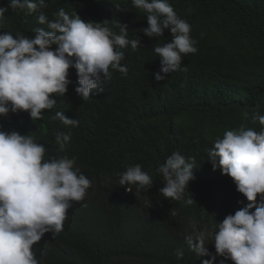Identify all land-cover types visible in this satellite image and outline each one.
<instances>
[{
	"label": "trees",
	"instance_id": "trees-1",
	"mask_svg": "<svg viewBox=\"0 0 264 264\" xmlns=\"http://www.w3.org/2000/svg\"><path fill=\"white\" fill-rule=\"evenodd\" d=\"M45 2L42 11L49 19L63 8L86 22L108 20L117 34L113 25L119 20L127 24L129 39L140 40V47L122 49L127 76L110 69L112 78L103 81L104 91L94 90L88 100L76 94L77 74L71 68L67 93L56 97V106L44 110L42 119L32 121L25 111L0 116V130L44 144L45 159L75 158V167L92 181L89 202L67 214L63 231L46 233L33 246L37 259L49 241L42 264H201L210 257H197L184 237L212 231L249 203L231 177L213 170L208 154L228 130H261L252 117L264 115V0H169L192 26L198 51L184 56L187 72L167 74L159 82L154 74L161 63L153 48L170 42L171 33L147 37L142 31L148 26L146 13L131 0ZM8 3L0 0V7ZM37 14L9 8L0 32L31 38ZM57 111L76 118L79 125H64L55 118ZM57 132L70 136L63 149L56 142ZM173 152L195 158V179L185 193L186 199L192 196L191 205L160 195L164 184L157 169ZM136 164L153 179L147 191L127 186L128 192L119 185L120 174ZM257 202L264 203L259 196ZM207 247L215 255L214 245ZM179 248L184 257L178 261Z\"/></svg>",
	"mask_w": 264,
	"mask_h": 264
},
{
	"label": "clouds",
	"instance_id": "clouds-1",
	"mask_svg": "<svg viewBox=\"0 0 264 264\" xmlns=\"http://www.w3.org/2000/svg\"><path fill=\"white\" fill-rule=\"evenodd\" d=\"M131 3L146 13L148 26L142 31L147 37H163L165 30L172 36L170 42L153 48L161 63L155 81L174 72H187V67H182L184 56L198 51L190 23L176 13L169 0ZM46 7L45 0H9L7 6L0 7V20L9 8L26 15L38 13L31 38L0 32V116L25 111L32 121L42 119L44 110L56 106V97L67 93L71 68L77 74L76 94L88 100L94 90L104 91L103 81L112 78L111 70L127 76L128 67L121 63L125 59L122 49L131 46L135 51L140 47V40L129 39L127 24L119 20L113 25L119 29L117 34L107 26L108 20L86 22L63 8L56 18L49 19L42 11ZM114 8L121 11L119 4ZM55 118L66 126L79 125L76 118H68L62 111H57ZM252 121H258L259 132L243 127L228 130L209 151L213 170L220 169L231 177L249 203L217 222L212 231L184 237L197 257H210L201 264H264V203L257 202L258 196L264 201V115L257 113ZM69 140V135L56 133L61 149ZM45 154V145L31 136L0 130V264H42L50 242L43 245L39 259L33 246L46 233L63 231L67 214L91 198L88 190L92 181L75 167V158L48 160ZM194 161V157L186 159L179 152L166 157L157 169L163 178L164 186L159 190L162 197L193 203L192 196L186 199L185 193L195 179ZM152 184V177L139 164L127 167L119 178V185L128 192L127 186L147 191ZM210 243L215 255L208 250ZM183 257V248L177 249V260Z\"/></svg>",
	"mask_w": 264,
	"mask_h": 264
}]
</instances>
